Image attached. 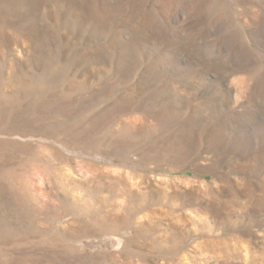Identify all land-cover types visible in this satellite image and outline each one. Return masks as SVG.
<instances>
[{
	"label": "rangeland",
	"instance_id": "rangeland-1",
	"mask_svg": "<svg viewBox=\"0 0 264 264\" xmlns=\"http://www.w3.org/2000/svg\"><path fill=\"white\" fill-rule=\"evenodd\" d=\"M0 154V227L54 264H264V0H0Z\"/></svg>",
	"mask_w": 264,
	"mask_h": 264
},
{
	"label": "bare ground",
	"instance_id": "bare-ground-1",
	"mask_svg": "<svg viewBox=\"0 0 264 264\" xmlns=\"http://www.w3.org/2000/svg\"><path fill=\"white\" fill-rule=\"evenodd\" d=\"M220 1V0H219ZM212 6V5H211ZM99 17V16H98ZM54 71V69H53ZM55 72V71H54ZM53 73V72H52ZM51 73V75H52ZM57 73V72H56ZM54 75V74H53ZM52 75V76H53ZM56 76V75H55ZM241 81V80H240ZM239 82V81H238ZM59 85V84H58ZM58 87V86H57ZM59 89H61L59 87ZM70 90V89H69ZM139 91L141 89H138ZM58 91V90H57ZM255 93V92H254ZM70 97V96H69ZM257 98V97H256ZM133 99V98H131ZM138 99V98H137ZM136 99V100H137ZM150 99V98H149ZM135 100V101H136ZM143 100V99H142ZM141 100V102H142ZM147 100V99H146ZM145 100V101H146ZM114 101V100H112ZM150 102V101H149ZM152 103V102H151ZM51 104H54V107H55V112L58 113L59 115L62 116L61 119H63L64 121L63 122H66L68 120H75V122H73L72 124H63L65 125L64 128L61 127V129H59V132H61L60 134L64 133L65 135H69L70 137H73L74 138H81L83 135L87 134L88 132L90 131H86V129L84 128H80V127H75L74 126V123H76L77 125H79L80 122H82L84 119L83 117V111L81 108H77L75 109L74 112H69V108H70V105L71 106H74V103L72 101L71 98H66L65 96L63 95H58L55 97V99L52 100V103ZM146 104V103H145ZM134 105H137L134 103ZM153 105V104H152ZM155 105V104H154ZM153 105V106H154ZM144 106V105H143ZM147 106V105H146ZM49 107V106H48ZM133 107V106H132ZM148 107V106H147ZM161 107V106H160ZM165 107V106H164ZM167 107V106H166ZM165 107V109H166ZM134 108V107H133ZM142 108V107H141ZM153 108V107H152ZM129 109V108H128ZM132 109V108H131ZM146 109V108H145ZM157 108H155L156 110ZM164 109V108H163ZM106 109H101L100 110V113L101 114H96V117L93 116V119L91 121H93L95 119V132H98V133H101L100 136H104L106 134H108V128H109V125H115L117 124V122L119 121L118 118H120L121 114H122V109H121V106L119 104H116V105H113V108H111L108 112H106ZM153 112V111H152ZM160 112V111H159ZM157 113V112H156ZM151 115V114H150ZM161 115V114H160ZM60 116V117H61ZM159 116V115H158ZM156 117V116H155ZM160 117V116H159ZM158 117V118H159ZM164 118L162 117V120L159 121V123H169V124H172L174 122H171L168 118H166L165 120H163ZM168 119V120H167ZM174 119V118H173ZM172 119V120H173ZM32 120V119H31ZM89 120V119H88ZM157 120V119H156ZM176 120V119H175ZM186 120V119H185ZM33 121V120H32ZM182 122V121H181ZM180 122V123H181ZM33 123V122H32ZM69 123V122H68ZM59 124H62V123H59ZM81 124V123H80ZM158 124V122H157ZM76 125V126H77ZM145 125V124H144ZM163 125V124H161ZM166 125V124H165ZM183 125V124H182ZM185 125V124H184ZM62 126V125H61ZM112 126V127H113ZM147 126V125H146ZM160 126V125H159ZM167 126V125H166ZM165 126V127H166ZM178 127V126H177ZM163 128V127H162ZM110 129V128H109ZM114 129V128H113ZM112 129V130H113ZM158 130H161L160 128H156ZM110 130V132L112 131ZM116 131H123L125 132L124 134H131L132 133V130L130 127H124V126H118L116 129H114ZM164 130V128H163ZM162 130V131H163ZM57 131V130H56ZM59 132H56V133H59ZM154 132V131H153ZM51 133H55V131H51ZM55 133V134H56ZM93 133V132H91ZM114 131H112L111 134H113ZM59 134V135H60ZM110 134V135H111ZM123 134V133H122ZM155 134V133H154ZM157 134H160V133H157ZM58 135V136H59ZM90 135V134H89ZM53 136V135H52ZM61 136V135H60ZM108 136V135H107ZM169 136V134H168ZM167 136V137H168ZM173 136H171L172 138ZM170 138V137H169ZM166 139V138H165ZM178 140V139H176ZM79 141V140H78ZM88 141V140H87ZM171 141V140H170ZM156 142V141H155ZM172 142V141H171ZM169 144V146L167 147H170V146H173L172 144ZM146 143V142H145ZM93 144V143H92ZM164 144V143H163ZM165 144H167L165 142ZM25 145V144H24ZM94 145V144H93ZM14 146V145H13ZM91 146V145H89ZM158 147V145H157ZM156 147V148H157ZM161 147V146H160ZM164 147V146H163ZM164 150H166V148ZM174 147V146H173ZM95 148V147H94ZM87 149V147H86ZM89 149V148H88ZM87 149V150H88ZM163 149V148H162ZM8 151V150H7ZM85 151V150H84ZM9 152V151H8ZM29 153V152H28ZM37 153V152H36ZM179 153V152H178ZM186 154V153H185ZM1 155V154H0ZM38 155V154H37ZM183 155V154H182ZM181 155V156H182ZM8 156V155H7ZM33 156V155H32ZM120 157V156H119ZM123 157V156H122ZM120 158V159H123V158ZM155 157V156H154ZM184 157V156H182ZM11 157L8 156L7 157V160H9ZM13 159V158H11ZM33 159H36L35 157ZM42 159V158H41ZM27 160V159H26ZM38 160V158H37ZM62 160V159H61ZM1 162V161H0ZM29 163V162H28ZM37 164V163H36ZM6 165V164H5ZM21 166V165H20ZM22 166H24L22 164ZM12 168V167H11ZM4 169V168H3ZM23 170V169H22ZM15 171V170H14ZM18 171V170H17ZM7 173V172H6ZM10 173V172H9ZM8 173V175H9ZM18 173V172H17ZM20 173V172H19ZM4 173H2L0 171V184L4 182ZM12 173H10L11 175ZM16 175V174H15ZM7 176V175H6ZM13 176V175H12ZM9 177V176H8ZM10 178V177H9ZM11 179V178H10ZM16 178H14L15 180ZM14 180H5V181H8L9 183L10 182H15ZM23 180V179H22ZM21 181V180H20ZM53 181V180H52ZM22 182H19V184H21ZM10 185V184H9ZM28 189V188H27ZM1 190V189H0ZM31 216V215H30ZM33 216V215H32ZM28 217V216H27ZM29 222H27L25 224V227H24V230L23 232H21L20 229H15V228H10V227H6V228H1L0 227V248H2L1 246H4L6 245L8 248L12 247V246H15V247H19V244L22 242V241H25L31 248V249H40L41 248V251L42 252V256L41 257H38L35 259V262L37 264H54L56 262H58L60 260V256L61 254H59L58 252H56L54 249H50L49 247V243H51L50 241V238L53 237L54 239L56 238V233H49L46 229H42V228H38L36 227L35 225V220H32V219H28ZM18 233V235H17ZM53 240V239H52ZM58 242V241H57ZM56 243L54 242L53 245H55ZM54 247V246H53ZM56 248V245L55 247ZM30 249V250H31ZM71 251V250H70ZM76 253V252H75ZM0 264H4L3 263V260H0ZM10 264H14V261H11Z\"/></svg>",
	"mask_w": 264,
	"mask_h": 264
}]
</instances>
